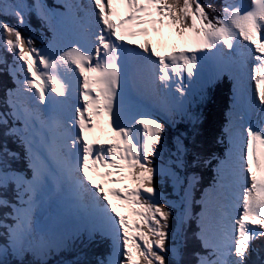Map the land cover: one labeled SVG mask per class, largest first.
I'll use <instances>...</instances> for the list:
<instances>
[{"label":"snow or ice","instance_id":"1","mask_svg":"<svg viewBox=\"0 0 264 264\" xmlns=\"http://www.w3.org/2000/svg\"><path fill=\"white\" fill-rule=\"evenodd\" d=\"M60 7L63 12L41 0L28 5L23 0H0V15L15 20V26L0 20V51L13 61L8 65L0 56V63L7 66L15 85L7 92L6 111H0V136L5 141L0 143V209H9L6 216L13 220L4 229L7 243L0 246V264H6V254L40 251L46 257L60 248L34 227L37 201L53 178L58 191L70 193L78 218L72 239L109 243L108 256L96 264H169V254L178 258L176 264H249L257 251L255 241L264 238V0H223L219 13L201 0H64ZM33 13L57 36L62 30L79 33L86 41L77 39L56 51L37 47L21 31ZM163 28L183 38L190 45L188 51L164 56L149 42L127 46L137 37H147L149 29L159 33ZM218 57L223 62L205 75L203 62ZM130 59L153 70L168 98L165 119L175 124L180 116L193 128L190 139L176 136L163 167H157L156 160L161 158L164 123L138 111L133 115L125 104ZM248 61L254 87L247 103L260 120L244 123L242 114L241 123L225 129L228 153L217 161L211 193L206 190L201 197L196 218L195 240L203 251L194 250V258L184 262L180 259L184 249L170 246L173 213L162 202L154 180L164 177L182 190L183 212L177 222L183 232L192 219V192L200 179L195 169L215 159L196 142L202 118L186 108L189 97L195 92L198 102L206 104L219 80L228 78L229 65H237L242 73ZM231 78L239 101L245 96L242 79ZM77 92L81 103L72 105ZM105 127L110 132L107 139L89 140ZM8 139L23 148L27 171L14 167L20 156L9 149ZM226 168L231 179L224 174ZM114 201L131 211V222ZM67 264L83 262L72 259Z\"/></svg>","mask_w":264,"mask_h":264},{"label":"bare ground","instance_id":"2","mask_svg":"<svg viewBox=\"0 0 264 264\" xmlns=\"http://www.w3.org/2000/svg\"><path fill=\"white\" fill-rule=\"evenodd\" d=\"M77 36H78V39H80L82 43L86 41V37L82 38V37L79 35V33H78ZM1 55H2V56H5V53H2ZM135 70H136V69L133 67V71H135ZM131 74H132V73H131ZM132 75L134 76V81H135V82H136L135 77H136L137 79L141 80L140 77L135 76L134 74H132ZM252 89H253V88H251V90H249V93L252 92ZM153 94L159 95V97H158L159 102H160L161 104L164 103L163 97L160 96V93H159V92L155 91ZM154 100H155V99L153 98L152 103L154 102ZM245 100H246V102H247V96L245 97ZM79 103H81V102H80V100H79V99L76 97V95H75L74 98H73V100H72V105H77V104H79ZM160 110L163 111L162 108H160ZM69 112H70L71 114L74 115V114H75V113H74V108H71V107H70V108H69ZM211 175H213V174H211Z\"/></svg>","mask_w":264,"mask_h":264},{"label":"rangeland","instance_id":"3","mask_svg":"<svg viewBox=\"0 0 264 264\" xmlns=\"http://www.w3.org/2000/svg\"><path fill=\"white\" fill-rule=\"evenodd\" d=\"M243 102H244V99L242 98V101L239 103V106L241 107L242 106V104H243ZM239 107V108H240ZM246 111V109H244L243 110V107H242V113L244 114V112ZM253 109H251L250 111H249V115H252L253 114ZM247 121V120H246ZM239 123H241L239 120H235V118H234V121H233V123H232V126L233 125H238ZM245 123V122H244ZM224 174H225V176L227 177V178H229V179H231V172H230V169H228V168H226L225 169V172H224ZM211 199L213 200V201H215V199H216V197L214 196V197H211ZM35 211H37L38 210V206L36 205V207H35V209H34ZM35 215V213H33V216ZM199 216V212H195L194 213V217H198Z\"/></svg>","mask_w":264,"mask_h":264},{"label":"trees","instance_id":"4","mask_svg":"<svg viewBox=\"0 0 264 264\" xmlns=\"http://www.w3.org/2000/svg\"><path fill=\"white\" fill-rule=\"evenodd\" d=\"M9 2H10V0H4V3H9ZM9 18H10V16H8V15H0V20H2L4 22H6L5 20H9ZM208 127L210 128V127H212V125L208 124Z\"/></svg>","mask_w":264,"mask_h":264}]
</instances>
